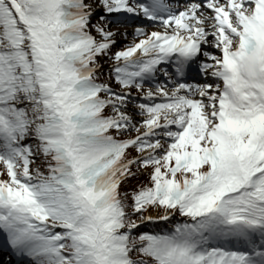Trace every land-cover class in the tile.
<instances>
[{"label":"snow or ice","instance_id":"1","mask_svg":"<svg viewBox=\"0 0 264 264\" xmlns=\"http://www.w3.org/2000/svg\"><path fill=\"white\" fill-rule=\"evenodd\" d=\"M0 235L16 264H264V0H0Z\"/></svg>","mask_w":264,"mask_h":264},{"label":"rangeland","instance_id":"2","mask_svg":"<svg viewBox=\"0 0 264 264\" xmlns=\"http://www.w3.org/2000/svg\"><path fill=\"white\" fill-rule=\"evenodd\" d=\"M120 43H122V39H119V40H117L116 41V46L118 45V44H120ZM118 48V47H117ZM105 68H107V65H105ZM138 118V117H137ZM133 135H135V133H133ZM140 179L141 180H144L145 179V177H140ZM130 187H134V182H130Z\"/></svg>","mask_w":264,"mask_h":264},{"label":"bare ground","instance_id":"3","mask_svg":"<svg viewBox=\"0 0 264 264\" xmlns=\"http://www.w3.org/2000/svg\"><path fill=\"white\" fill-rule=\"evenodd\" d=\"M132 39H133V38H132ZM130 41H132V40L129 39V40H127L125 43H121V44H119L118 47H121V46H123L124 44L129 43Z\"/></svg>","mask_w":264,"mask_h":264}]
</instances>
